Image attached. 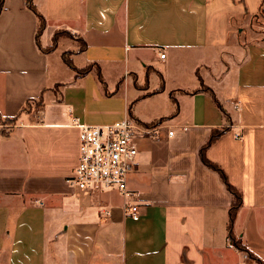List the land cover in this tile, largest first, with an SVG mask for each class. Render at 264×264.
<instances>
[{"label":"crops","instance_id":"crops-1","mask_svg":"<svg viewBox=\"0 0 264 264\" xmlns=\"http://www.w3.org/2000/svg\"><path fill=\"white\" fill-rule=\"evenodd\" d=\"M32 3L38 44L25 0L0 12V264H264V0ZM64 53L90 71L75 78ZM125 118L166 125L139 147L133 195L68 187L78 126ZM224 128L205 157L241 194L248 254L199 156Z\"/></svg>","mask_w":264,"mask_h":264},{"label":"built area","instance_id":"built-area-1","mask_svg":"<svg viewBox=\"0 0 264 264\" xmlns=\"http://www.w3.org/2000/svg\"><path fill=\"white\" fill-rule=\"evenodd\" d=\"M159 55L164 59L165 54ZM78 127V161L65 178L66 185L79 192L114 190L131 197L127 180L136 170L139 147L143 142L160 140L166 125L163 121L144 125L125 118L107 125ZM138 210L136 204H126L123 209L133 221L138 220Z\"/></svg>","mask_w":264,"mask_h":264},{"label":"trees","instance_id":"trees-1","mask_svg":"<svg viewBox=\"0 0 264 264\" xmlns=\"http://www.w3.org/2000/svg\"><path fill=\"white\" fill-rule=\"evenodd\" d=\"M25 5L26 7L32 11L35 16L37 17L38 20V28H37V34H36V43L38 44V36L41 33V31L43 30L44 26H45V21L43 19L42 16H40L38 14V12L36 11L32 0H25ZM3 9V0H0V12ZM260 13L263 14L264 10H260ZM62 35V33H58L55 35V37L53 38V46L56 43L57 38ZM81 50V48L79 49V51ZM69 53H64L63 54V59L65 61V63L69 66V68L71 70H73L75 72V78H79L84 76L85 74H87L90 71V67H86L83 69H77L74 67V65L72 64L70 58H69ZM97 71V76L99 81L104 85V82L102 80V77L99 73V69L96 68ZM203 90H206V88H203ZM171 100H174L171 94ZM215 104L220 108L219 103L215 100ZM130 111V108H129ZM163 120H159L155 123L158 122H162ZM226 129H221V130H212L210 137L208 139V141L206 142V144L201 148L200 152H199V156L200 159L202 161V163L207 166L208 168L212 169L213 171H215L218 175L219 178L221 179V181L223 182V184L225 185V188L227 189V191L231 194L232 196V203L230 205L229 208V212H228V224H227V232H228V240L231 243V245H233L234 247H236L238 250L247 253V250L245 249V247L242 245V243L237 240L234 235H233V223L235 220V216L238 212V210L240 209L241 205H242V198H241V194L239 193V191L237 189H235L233 186H231L227 180V177L225 176V174L214 164H212L211 162H209L206 157H205V151L206 149L225 131ZM248 254V253H247Z\"/></svg>","mask_w":264,"mask_h":264}]
</instances>
